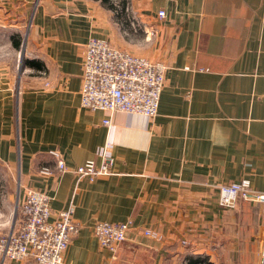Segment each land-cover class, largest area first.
<instances>
[{
  "label": "crops",
  "instance_id": "obj_1",
  "mask_svg": "<svg viewBox=\"0 0 264 264\" xmlns=\"http://www.w3.org/2000/svg\"><path fill=\"white\" fill-rule=\"evenodd\" d=\"M22 28L21 68L0 60V234L21 230L33 188L53 214L73 205L62 264H260L259 203L220 206L218 186L264 193V0H0L13 53ZM92 36L165 65L153 117L80 105ZM104 157L110 174L76 179ZM128 219L114 250L98 243L97 222Z\"/></svg>",
  "mask_w": 264,
  "mask_h": 264
},
{
  "label": "built area",
  "instance_id": "obj_2",
  "mask_svg": "<svg viewBox=\"0 0 264 264\" xmlns=\"http://www.w3.org/2000/svg\"><path fill=\"white\" fill-rule=\"evenodd\" d=\"M158 15H164L158 11ZM165 65L112 45L101 37H89L84 44L80 105L89 110L124 111L153 117L157 113L164 86ZM105 124L109 119L104 120ZM58 171L67 169L61 154L51 150ZM111 158L104 157L100 165L92 160L75 167L76 179L89 180L105 176L110 171ZM49 172L48 169H43ZM239 200L259 203L263 211L264 193L250 187L248 179L218 186V204L234 207ZM50 197L37 189L25 191V219L18 233L0 234V261L16 260L21 264H62L64 251L78 230L74 221L73 205L52 213ZM132 225L131 220L99 221L94 227L98 243L114 250L123 241ZM146 234L154 236L153 231ZM112 264V263H107ZM260 264H264V243Z\"/></svg>",
  "mask_w": 264,
  "mask_h": 264
},
{
  "label": "rangeland",
  "instance_id": "obj_3",
  "mask_svg": "<svg viewBox=\"0 0 264 264\" xmlns=\"http://www.w3.org/2000/svg\"><path fill=\"white\" fill-rule=\"evenodd\" d=\"M18 29V28H17ZM23 29V30H22ZM20 30L21 36L16 38L20 39L21 43L19 45V49L15 50L13 53L11 49H9L8 43L5 38H0V60L9 61L12 56L15 61V65H18L21 68V64H23L26 60L25 57V36L24 35V28ZM16 33V32H15Z\"/></svg>",
  "mask_w": 264,
  "mask_h": 264
},
{
  "label": "trees",
  "instance_id": "obj_4",
  "mask_svg": "<svg viewBox=\"0 0 264 264\" xmlns=\"http://www.w3.org/2000/svg\"><path fill=\"white\" fill-rule=\"evenodd\" d=\"M102 1L106 2L107 0H102ZM12 42L14 46H18L19 39H13Z\"/></svg>",
  "mask_w": 264,
  "mask_h": 264
}]
</instances>
